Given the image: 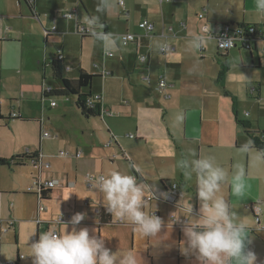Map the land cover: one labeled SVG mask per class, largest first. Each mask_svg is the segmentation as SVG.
I'll list each match as a JSON object with an SVG mask.
<instances>
[{
	"label": "crops",
	"instance_id": "1",
	"mask_svg": "<svg viewBox=\"0 0 264 264\" xmlns=\"http://www.w3.org/2000/svg\"><path fill=\"white\" fill-rule=\"evenodd\" d=\"M83 3L90 10L89 13L87 8L86 13L90 17L92 0H84ZM79 5V0H0V115L10 117V129L19 133L9 142L3 141V137L7 136L3 135V128L0 127V158L10 159L28 152L40 154V162L35 165H0V264L7 259H18V264H33L31 241L38 240L42 232L63 228V225L54 222L56 213L52 206L49 208L53 204L51 200L56 197L54 199L64 201L83 185L91 192L83 199V205L74 207L73 214H86L77 228L87 227L90 235L104 236L105 246L112 252H128L130 239L134 248L141 236L133 231L131 224H117L118 218L113 216V223L109 224L99 223L98 218L90 217L96 206L103 205V195L86 184L88 173L107 175L111 170H119L135 175L133 164L144 174L142 178L136 172L138 181L146 179L149 184H154L156 196L164 195L167 186L174 181L180 185L179 197L174 205L156 198L145 206V211H157L165 222L160 235L166 239L160 243L155 238L149 241L153 264H197L195 256L182 254L181 245L185 239L181 231L183 223L167 228L172 213L184 214L180 201L184 205L192 204L193 216L198 215L200 208L195 177L186 178L177 167V161L185 157L189 149H195L201 157L213 156L230 174L235 163L245 167L246 190L243 196H233L230 183L222 186L220 195L232 203L233 209L249 225L248 239L251 243L247 249L256 253V264H264V255L261 254L264 252L259 249L264 236L258 234L264 231L261 228L264 227V217L258 223L248 208L253 203L264 204V161L257 160L256 148L247 155L238 152L239 146L249 140V136L234 115L221 112L207 101L205 95L211 80L205 75L198 57L188 56L190 37L181 35L170 24L171 18L176 16L175 10L162 12L161 15L152 14L148 4L144 9L140 8L141 13L138 14L136 3L129 6L126 14L128 17L132 15L133 20H126L127 24L113 34L118 37L117 46L111 50L115 54L105 52L103 44L98 41L102 57L91 70L86 59L87 54L93 51L89 39L91 32L101 31V28L89 25L88 19L78 15L75 8ZM120 6L125 11V6ZM67 12L74 14L75 20L64 17ZM200 15L198 17L203 18ZM145 20L154 24L153 33H147L138 26ZM206 20L211 23V34L219 32L224 24H248L244 20L218 22L210 14H207ZM99 22L105 21L99 19ZM170 26L173 31L169 30ZM126 32L136 34L137 41L123 45L121 36ZM154 40L166 41L175 50L163 54L153 47ZM74 41L80 42V48L73 46ZM234 49L250 53L253 47L251 51L241 46ZM60 51L65 55V60L60 61L64 71L67 64L71 66L67 73L76 66L77 76L73 79L78 78L82 70L97 75L92 81V93L100 96L101 115L87 119L79 110L75 111L70 123L62 130L68 136L66 150L72 154L81 150L79 158L51 153L44 147V141L57 139V136L42 138L43 132H48L46 127L55 129L51 118L44 116L40 100L50 98L49 105L55 101L52 99L54 96L46 97L44 94L55 93L58 89L51 85L47 77L51 73L52 59H57ZM142 55L145 59H141ZM97 64L99 68L95 67ZM161 73L165 74L168 82L164 89L158 85ZM255 89L251 88L252 94H255ZM14 112L28 121L13 117ZM238 117L247 122V129H252L250 122L241 118L239 111ZM255 131L264 130L258 128ZM58 157L65 159L63 168L55 166ZM45 164H49L47 169L42 168ZM35 180L58 181L57 187L52 188L50 200H39L35 194L38 189H32ZM87 198L91 200V205L84 206ZM50 211L52 216L45 217ZM37 219L50 221V224H37ZM71 227L69 225V230Z\"/></svg>",
	"mask_w": 264,
	"mask_h": 264
},
{
	"label": "clouds",
	"instance_id": "2",
	"mask_svg": "<svg viewBox=\"0 0 264 264\" xmlns=\"http://www.w3.org/2000/svg\"><path fill=\"white\" fill-rule=\"evenodd\" d=\"M108 7L109 0H99L97 11L103 12ZM256 10L264 14V0H256ZM87 23L103 28L98 16L88 17ZM91 36L103 44L105 52L117 46L118 37L112 33L93 31ZM189 37L190 49L198 51L204 48L213 39L210 25L206 32L189 33ZM153 47L161 53L169 50L168 43L162 40H154ZM253 149L254 142L249 139L239 146L238 152L247 155ZM256 151L257 160L264 161V150ZM177 167L186 178L195 177L200 202L198 215L193 216L192 204L184 205L180 201L184 214L172 213L167 224L169 229L173 223L179 222L180 216L186 218L181 226L185 237L181 245L182 254L195 256L200 264H256V253L247 249L251 243L248 239L249 225L233 209L232 203L220 195L222 186L230 183L232 195L243 196L246 190L243 164L235 163L230 174L213 156L201 157L195 149H189L188 154L177 161ZM132 168L144 178L135 164ZM92 179V189L102 193L103 206L111 216L131 224L133 231L141 237L155 238L159 243L166 239L160 235L164 220L153 211H145L148 201L157 198L154 184H149L146 179L138 181L136 175L119 170H111L107 175ZM85 218V213H76L67 223H60L63 225L61 230L40 233L38 240L30 245L33 264H141V256L137 252H112L105 246L104 236L90 235L87 227L77 228Z\"/></svg>",
	"mask_w": 264,
	"mask_h": 264
},
{
	"label": "rangeland",
	"instance_id": "3",
	"mask_svg": "<svg viewBox=\"0 0 264 264\" xmlns=\"http://www.w3.org/2000/svg\"><path fill=\"white\" fill-rule=\"evenodd\" d=\"M125 11L122 10V6L119 5V0H109V7L103 11H97L99 0H92V14L90 16H98L99 19L105 21L109 27V33L116 34L121 30L126 20L132 22L133 16H127L126 9L129 6L137 4L138 11L141 13L140 8L144 9L150 4V12L161 15L162 12H171L175 10L176 16L172 17L171 25L176 28L181 35L189 36V33H204L208 30L211 23H207V14H210L211 18H215L218 22L228 21H246L247 23L259 24V28L263 29L264 25V14L258 13L256 10V0H172L168 3H162L161 0H123ZM84 2V0H83ZM88 8V7H87ZM74 9V8H73ZM78 15L80 17L88 19V15L84 11L83 7L79 5ZM72 10V9H71ZM90 13V10L88 8ZM199 14L203 18H199ZM60 16V14H58ZM75 20V17L70 20ZM65 21V20H64ZM102 22H100L101 24ZM127 24V23H126ZM185 24V25H184ZM220 24V23H219ZM186 26V28H184ZM211 26V25H210ZM190 39V38H188ZM79 40V39H78ZM93 51L87 54V64L93 69V64L99 63L102 57V49L99 42L91 37ZM257 50H252V58L247 50H242L240 53L237 49L225 51L224 49L217 50V42L213 38L208 44L198 51L190 49L188 56L198 57L199 64L204 66L205 75L211 80V85L205 97L207 101L217 106L221 112L231 113L234 115V107L239 111L241 118L245 121L250 122L252 129L255 131L261 129L264 130V38L258 36L256 41ZM73 46L77 49L80 48V42H73ZM115 54V51H109ZM228 53L227 57H224ZM144 54H147L146 52ZM178 57L177 55H174ZM171 54L168 55L170 59ZM224 63L228 64V67H224ZM240 72L243 74L241 75ZM64 75L72 78L77 76L76 66L72 72H65ZM48 81L52 86L61 87L59 80L52 77L51 73L47 77ZM213 82V83H212ZM260 86V90L259 87ZM255 87V94L251 93V88ZM258 96H260L258 98ZM56 101L57 105L51 107L50 98L40 100V105L43 109L44 116L50 117L55 129L46 127L45 130L50 132L52 135L57 136V139H46L44 141V147L51 153L59 154L61 150H66L68 147L65 144L68 136L63 132L65 125L70 123V119L75 111L78 109L75 105L74 96H63L55 95L52 98ZM66 114V116L64 115ZM29 128V126H26ZM3 141L7 142L10 139L17 137L19 134L17 131L13 132L10 127H2ZM53 131H52V130ZM134 136V135H133ZM59 156V155H58ZM55 166L63 168L65 159L56 158ZM33 186V185H32ZM36 189V188H34ZM36 192V191H35ZM89 190L86 185H83L82 189H79L77 193L69 194L65 197V200L54 199L53 204L49 205L55 209V213L59 214H73L74 207L80 206L83 199L89 197ZM83 205V203H82ZM44 208V207H43ZM89 210V209H86ZM92 211V208H90ZM54 213V214H55ZM52 212L50 211L45 217H51ZM251 215V213H250ZM252 217V215H251ZM253 218V217H252ZM255 223V222H254ZM257 225V222L255 226ZM259 235L264 236V231L258 232ZM26 237V234L23 235ZM262 240V248H259L264 252V238ZM149 238L141 237L136 241L133 248V242L128 243V251L137 252L141 256V264H153L152 256L149 253ZM33 243V241H31ZM112 245L115 242H111ZM116 247V245H115ZM264 255V253H261ZM27 256V253H24ZM200 264V262L195 261Z\"/></svg>",
	"mask_w": 264,
	"mask_h": 264
},
{
	"label": "built area",
	"instance_id": "4",
	"mask_svg": "<svg viewBox=\"0 0 264 264\" xmlns=\"http://www.w3.org/2000/svg\"><path fill=\"white\" fill-rule=\"evenodd\" d=\"M163 1H170V0H161V2H163ZM120 5H124L123 0H120ZM64 17L73 18L74 14L67 12L64 14ZM200 17H202V16L200 15ZM138 26L140 28L145 29L147 33H153L154 28H155L154 24L148 20L140 22L138 24ZM253 29L254 28L250 27V26L227 25V26L222 27L219 32L212 34V36H213V38H215V40L217 42V48L218 49H224L225 51H227V50L238 48L241 46V48L242 47L247 48L251 51V49L253 47V45H252L253 42L250 39L246 38V36L252 34L254 32ZM169 30L173 31V27L170 26ZM162 36L165 37L166 34L163 33ZM135 41H137V35L134 33L126 32L121 36V42L123 45H127V44L135 42ZM173 50H175V47L172 45H169L168 51H173ZM167 52H165V53H167ZM165 53H163V54H165ZM109 55H112V53H110ZM56 56H57V59L59 61L65 60V55L62 51H60ZM141 59H145V55H142ZM95 67L99 68V65L97 64V65H95ZM65 69H66V71H70L71 66L69 64H67L65 66ZM104 73L109 74V72H107V71H104ZM158 85L160 88H163V89L168 86L167 78H166L164 73H161L159 75ZM94 97L96 99H100L99 95H94ZM92 100H93V98L89 97L87 100V103L92 104L93 103ZM51 106L52 107L56 106V102L52 101ZM12 115H13V117H17L18 113L14 112ZM53 136L54 135H52L49 132H43V134H42L43 139L51 138ZM59 154H60V156H63V157L72 156V157L79 158L82 155V151L80 150V151H77L76 153L72 154L68 150H61L59 152ZM48 167H49V164L42 165L43 169H45V168L47 169ZM100 175H104V174H102V173H100V174L88 173L86 176L87 186L89 188H92L91 184L94 183V180L92 178L98 177ZM57 185H58V181H56V180H46V181L35 180L33 183L32 189L33 188L38 189L40 186L55 188V187H57ZM179 193H180V185L177 181H174L167 186V188L164 191V195H157V199H161L163 201H166V202L174 205L176 203L178 197H179ZM89 205H91V200L87 198L84 200V206H89ZM101 208H105V207L103 205L96 206L94 211L90 214V217L92 219H97L99 217V213L101 211ZM248 208L253 213V215L255 217H257V220L259 223L260 218L264 217V204L261 202H257V203H253L251 205H248ZM153 212L155 215H157V216L159 215V213L157 211H153ZM73 215L74 214H59L55 217L54 222H56L57 224L67 223L68 221L71 220V217ZM185 220H186L185 218L180 217L179 222L173 223V224L174 225H180V224L184 223ZM36 222H37V224H44V223L48 224V225L50 224L49 223L50 221L44 222L41 219H37ZM116 223L117 224H127V222L121 221L119 219L116 221ZM10 224L12 225L13 222L10 221ZM48 225H47V227H48ZM54 231H58V230H54ZM23 258H24V255L21 256V259H23ZM3 263L4 264H18V259H7Z\"/></svg>",
	"mask_w": 264,
	"mask_h": 264
},
{
	"label": "trees",
	"instance_id": "5",
	"mask_svg": "<svg viewBox=\"0 0 264 264\" xmlns=\"http://www.w3.org/2000/svg\"><path fill=\"white\" fill-rule=\"evenodd\" d=\"M81 6L84 8L85 12L88 14L87 8L84 6L82 0H79ZM103 25L102 31L107 33L108 26L105 22L101 23ZM227 26V24H224ZM238 26H250L253 27L254 32L250 35H247L246 38L250 39L253 42V48H255V43L258 39V36L264 38V25L263 29L259 28V24L256 23H248ZM229 51V50H227ZM228 53L224 56L227 57ZM225 68L228 67L227 63L223 64ZM66 72V71H65ZM51 75L54 79L59 80L61 83V87L55 90V93L44 95L46 97H51L55 95H63V96H74L75 97V105L77 109L81 112V114L87 118H95L101 115V105L100 99H96L92 93V81L97 75L90 74L85 70H82L78 76V78H69L64 75V67L63 64L57 60L56 58L52 59L51 62ZM260 90V86L258 87ZM257 90V89H255ZM93 98V103L88 104V98ZM260 96H258L259 98ZM234 116L236 118L237 123L242 127L245 134L249 136L251 140L254 142V148L257 150H264V131H250L248 130L247 122L241 121L238 117V111L236 107H234ZM11 119L10 117L5 118L0 115V127H9L8 120ZM18 119L22 121H28L24 116L19 115ZM40 162V154L39 152H28L20 155H16L11 157L10 159L0 158V165L1 166H22L28 163L33 165L38 164ZM134 174L138 177L137 173ZM52 188L40 186L38 188V192L35 193L38 196L40 201L50 200L52 194ZM99 223H113L111 219V214L106 211L105 208H101L99 213Z\"/></svg>",
	"mask_w": 264,
	"mask_h": 264
},
{
	"label": "water",
	"instance_id": "6",
	"mask_svg": "<svg viewBox=\"0 0 264 264\" xmlns=\"http://www.w3.org/2000/svg\"><path fill=\"white\" fill-rule=\"evenodd\" d=\"M255 48H256V43H255ZM254 50H256V49H254ZM250 57L252 58V51L250 52ZM255 220H257V217H253Z\"/></svg>",
	"mask_w": 264,
	"mask_h": 264
},
{
	"label": "flooded vegetation",
	"instance_id": "7",
	"mask_svg": "<svg viewBox=\"0 0 264 264\" xmlns=\"http://www.w3.org/2000/svg\"><path fill=\"white\" fill-rule=\"evenodd\" d=\"M252 45H253V43H252Z\"/></svg>",
	"mask_w": 264,
	"mask_h": 264
}]
</instances>
